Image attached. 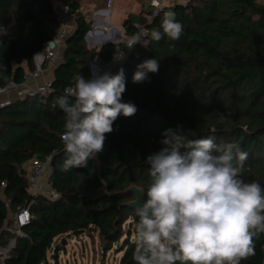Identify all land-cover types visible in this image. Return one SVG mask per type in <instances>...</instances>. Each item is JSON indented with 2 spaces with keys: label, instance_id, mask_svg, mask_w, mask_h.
<instances>
[{
  "label": "trees",
  "instance_id": "trees-1",
  "mask_svg": "<svg viewBox=\"0 0 264 264\" xmlns=\"http://www.w3.org/2000/svg\"><path fill=\"white\" fill-rule=\"evenodd\" d=\"M82 1L57 0L67 7L73 30L50 88L0 107V247L14 240L2 264H48L57 238L85 234L97 236L103 254L114 247L121 252L118 264H135L138 217L129 207L135 193L128 189H140L144 199L150 181L145 158L159 150L167 129L180 130L186 140L210 136L217 144L238 143L248 154L241 178L264 187V0H172L155 14L151 7L129 14L122 22L126 36L144 28L146 46L138 43L120 62L113 58L128 50L124 43L86 44L90 25ZM55 10L53 0H0V89L11 81L20 87L35 71V58L58 24ZM168 11L183 25L178 40L163 34ZM152 30L162 38L154 40ZM94 52L109 65L104 72L115 75L123 68V101L138 110L118 117L97 160L64 171L65 113L55 102L76 75L91 77L87 62ZM149 58L159 61V72L133 83L136 66ZM31 159L48 160L55 197L30 193L21 168ZM29 204L31 219L16 236L11 217ZM254 243L255 255L246 264H264V233Z\"/></svg>",
  "mask_w": 264,
  "mask_h": 264
},
{
  "label": "clouds",
  "instance_id": "clouds-1",
  "mask_svg": "<svg viewBox=\"0 0 264 264\" xmlns=\"http://www.w3.org/2000/svg\"><path fill=\"white\" fill-rule=\"evenodd\" d=\"M161 28L172 40L183 32L171 11L164 13ZM150 35L162 38L158 30ZM138 43L145 45L142 35L130 37L128 50L115 54L114 61L124 60ZM159 68L156 58L144 60L132 82L146 81ZM126 90L121 68L115 75L78 74L57 99L65 113L64 171L97 160L118 117L136 114V105L123 101ZM162 136L159 150L145 158L150 181L135 209V264H242L255 255L254 240L264 233V187L241 178L248 154L238 143L217 144L210 136L186 140L173 129Z\"/></svg>",
  "mask_w": 264,
  "mask_h": 264
},
{
  "label": "built area",
  "instance_id": "built-area-1",
  "mask_svg": "<svg viewBox=\"0 0 264 264\" xmlns=\"http://www.w3.org/2000/svg\"><path fill=\"white\" fill-rule=\"evenodd\" d=\"M150 6L154 9L153 14L162 8L159 0H152ZM110 11L111 1L108 0L106 2L105 8L96 10L90 15H85V20L89 23L90 29L85 34L84 40L90 48L98 47L104 43L127 44L129 37L126 36L123 26L114 27L111 25L109 20ZM55 12L57 15L58 24L54 30L52 39L47 42L44 51L41 53V59L39 60L37 69L31 73H27L24 76V83L20 87L11 81L7 86L0 89V107L9 104L10 98L2 97L8 92H14L15 97H22L25 94H33L36 91L45 92L50 88L51 79H46L43 85L39 88L27 89L26 91L20 89L27 82L38 79L44 68L52 70L61 60L66 40L72 33V26L70 23L71 16L67 12V7H63L61 11L56 9ZM113 31L117 34L113 35ZM139 32L142 37L146 34L144 28H139ZM119 52L120 51H118L117 54ZM87 69L90 73V76L93 73H104V69L97 52H94L87 62ZM48 163V160L39 161L37 159H31L22 166L21 170L24 171L26 175L29 191L31 194H39L45 197L56 196L51 189V184L48 180ZM30 204L20 209L11 217L14 223V228L10 231L16 236H22L21 227L26 225L31 219L29 214ZM242 264H246V260L242 261Z\"/></svg>",
  "mask_w": 264,
  "mask_h": 264
},
{
  "label": "rangeland",
  "instance_id": "rangeland-1",
  "mask_svg": "<svg viewBox=\"0 0 264 264\" xmlns=\"http://www.w3.org/2000/svg\"><path fill=\"white\" fill-rule=\"evenodd\" d=\"M108 0H83L80 5V11L84 15H90L97 6L100 9L106 7ZM111 1V21L127 17L129 14L139 15L145 11H151L150 3L152 0H109ZM162 7L172 5V0H159ZM55 9L61 11L64 6L57 0H53ZM179 2H182L181 0ZM151 7V8H150ZM90 12V13H88ZM152 12L154 9L152 8ZM147 17V15H146ZM72 19V18H71ZM70 19V20H71ZM145 44V43H144ZM145 46V45H143ZM106 67L104 66L103 69ZM40 78V77H38ZM6 95V94H4ZM9 96V94H7ZM1 97V95H0ZM11 241V240H10ZM57 251V253L55 252ZM56 254V258L53 255ZM5 252L2 251V261ZM122 253L115 251V247L103 254L99 245L98 238L93 235L62 236L57 238L48 253V264H118ZM1 257V256H0Z\"/></svg>",
  "mask_w": 264,
  "mask_h": 264
},
{
  "label": "crops",
  "instance_id": "crops-1",
  "mask_svg": "<svg viewBox=\"0 0 264 264\" xmlns=\"http://www.w3.org/2000/svg\"><path fill=\"white\" fill-rule=\"evenodd\" d=\"M101 8V6H97V7H95L94 8V10L96 11V10H99ZM88 13H90V12H88ZM111 13H112V10L110 11V13H109V20H110V23H111V25H113L114 27H122L123 25H122V22H123V20H124V18L125 17H123V18H121V19H119V20H113V21H111ZM70 23H71V26H72V30H73V20L71 19L70 20ZM112 34L113 35H116L117 33L116 32H112ZM41 59V54H39V55H37L36 56V58H35V70L37 69V67H38V64H39V60ZM101 64H102V66L104 67H106L105 69H104V71H106L107 69H108V67H109V65H106V64H104V63H102L101 62ZM53 70H48V69H43L42 70V73L40 74V78H38V79H36V80H31V81H29V82H27L24 86H22L20 89L21 90H27V89H34V88H39V87H41L42 85H43V83L45 82V80L46 79H52V77H53V72H52ZM7 94H9V96L7 95ZM6 95H3L2 97H8V98H15V93L14 92H8ZM10 243V242H9ZM14 244V243H13ZM13 246V245H12ZM12 246H10V244H8V248L7 249H3V248H1L0 247V264H2V251L3 252H5V255H4V257H3V259L7 256V253H8V250L12 247Z\"/></svg>",
  "mask_w": 264,
  "mask_h": 264
},
{
  "label": "water",
  "instance_id": "water-1",
  "mask_svg": "<svg viewBox=\"0 0 264 264\" xmlns=\"http://www.w3.org/2000/svg\"><path fill=\"white\" fill-rule=\"evenodd\" d=\"M164 7H169L168 5L164 6ZM129 191H132L135 193V200L132 201L131 203H129V207L133 208V209H136V207L138 206V203L139 202H142L143 201V193L140 189L136 188V187H131L128 189ZM14 243V240H11L10 241V246H12Z\"/></svg>",
  "mask_w": 264,
  "mask_h": 264
}]
</instances>
